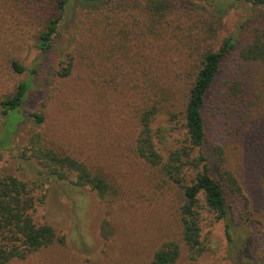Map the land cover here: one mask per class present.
Masks as SVG:
<instances>
[{
    "label": "rangeland",
    "instance_id": "1",
    "mask_svg": "<svg viewBox=\"0 0 264 264\" xmlns=\"http://www.w3.org/2000/svg\"><path fill=\"white\" fill-rule=\"evenodd\" d=\"M46 1L0 0V142L6 143L0 149V176L11 173L22 180H38L30 138L39 133L48 147L103 174L110 188L101 197L70 180L50 179L36 187L38 196H45L38 201L35 220L51 224L60 239L7 264H153L156 250L169 241L181 246L175 264H237L224 221L207 210L202 215L205 252L197 259L189 257L181 238L179 187L134 150L139 114L155 96L161 106L153 121L159 130L158 148L167 157L182 143L186 74L197 72L202 52L219 49L233 35L238 36L236 47L223 62L204 108L206 152L215 164L213 175L221 180L215 149L224 148L226 165L238 177L259 223L248 227L243 198L229 193L230 215L238 234L252 236V258H262L264 64L244 61L239 51L252 28L264 24V7L236 0L221 13L215 0H174L177 10L171 20L181 23L183 30L174 29L191 41L174 40L171 47L170 34L156 40L145 27L133 26L138 24L133 18L139 16L137 11L124 10L105 20L94 15L95 20L102 19L94 23L90 10L99 0H75L50 48L43 51L38 36L56 11ZM71 55L72 72L62 76L60 70ZM154 55L155 65L146 64L144 58ZM14 61L28 69L18 72ZM139 74L150 80L145 84ZM28 80L31 87L10 125L2 101ZM170 112L178 117L170 120ZM33 113L43 114L44 120L38 122ZM107 221L108 237L103 235Z\"/></svg>",
    "mask_w": 264,
    "mask_h": 264
},
{
    "label": "trees",
    "instance_id": "2",
    "mask_svg": "<svg viewBox=\"0 0 264 264\" xmlns=\"http://www.w3.org/2000/svg\"><path fill=\"white\" fill-rule=\"evenodd\" d=\"M74 1H46V3H52L56 11L48 19L45 29L38 36V44L43 51L50 48L53 36L58 31L65 12L73 5ZM215 1H217L216 10L222 13L236 0ZM245 1L253 6L264 7V0ZM40 2L42 0H39ZM94 5L90 10L94 23L102 21V19L95 20L97 19L95 16L102 15L105 20L124 10L131 9L139 13V16L135 14L133 16L138 23L133 26L145 27L146 31L152 34L156 40H160L165 34H170L171 47L174 40L183 44L191 41L177 36L178 33L174 29L183 30L181 23L175 24L171 20L177 10L174 0H99ZM237 40L238 36L233 35L225 39L219 49L205 50L200 55L197 72L186 74L187 86L185 90L188 92L183 108L185 134L182 143L171 148L167 157H164L158 148L156 139L159 130L154 129L153 121L160 112L161 106H159V101L155 100L157 98L155 96L151 99L153 102L147 105L149 101L139 114V132L135 139L134 150L139 157L159 168L169 181L179 187L178 213L181 238L188 248L191 259H197L206 249L202 240V215L203 210H207L217 220L224 221L226 236L237 264H264V255L258 259L252 258L250 254V249L253 248L252 236L243 237L241 233L238 234L236 223L230 215L229 193L243 198L244 206L247 208L246 225L251 227L255 223H259L258 219L253 218L250 201L243 192L238 177L226 165L224 148L217 146L215 149L218 156L216 166L217 168L220 166L222 170L221 180L213 175V165L215 164L210 161L206 152L208 131L204 108L223 62L236 47ZM239 56L246 62L264 64V24L252 28L251 37L240 49ZM153 60H158V57L154 55L144 58L148 65H155ZM13 65L18 72L28 69L16 61L13 62ZM73 67L74 57L71 55L68 65L61 68L60 75L69 76ZM142 68L143 71H147L146 66H142ZM31 72L33 74L35 70L32 69ZM145 75L139 74L138 77L146 84L150 78L147 75L145 78ZM135 86L143 92H148L139 84ZM30 87L31 80L23 81L13 94L2 101L3 112L10 125L12 123L10 119L19 113ZM154 89L158 90L156 83ZM149 95L150 93L148 98ZM32 115L37 118L38 122L44 120L43 114L33 113ZM177 117L175 112L169 113L170 120H175ZM19 121L13 124L12 130L16 128ZM160 139L162 142L163 136ZM30 144L33 156L38 163L35 168L38 180H22L11 173L0 176V264H7L14 259H25L30 254L59 241L60 238L51 224L38 223L34 217L38 201H42L45 196L43 194L42 197H39L36 187L43 186L46 180H70L77 186H89L101 197L106 196L109 192L110 185L103 174L94 172L84 161L70 154H60L48 147L43 143L39 133L31 136ZM5 145V142H0V149ZM103 229V235L107 236L111 231L109 221L104 223ZM180 255V244L176 241H169L156 250L153 264H175Z\"/></svg>",
    "mask_w": 264,
    "mask_h": 264
}]
</instances>
